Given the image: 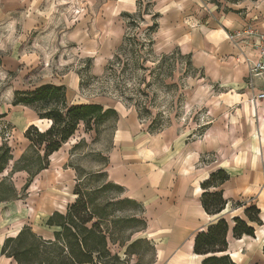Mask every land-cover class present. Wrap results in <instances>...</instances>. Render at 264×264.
Returning <instances> with one entry per match:
<instances>
[{
  "label": "rangeland",
  "instance_id": "obj_1",
  "mask_svg": "<svg viewBox=\"0 0 264 264\" xmlns=\"http://www.w3.org/2000/svg\"><path fill=\"white\" fill-rule=\"evenodd\" d=\"M141 1V11H144L147 0ZM105 2L0 0V145L6 142L12 153L0 180L8 175L14 161L28 146L23 136L27 128L24 129V126L32 120L39 129L46 126L36 120L37 114L30 107L12 105L14 90L32 89L46 82L63 84L66 97L85 101L82 103L96 102L112 107L118 115L114 130L107 125L97 134L94 131L84 132L80 124L74 135L51 155L49 167L35 176L26 189H23L28 177L25 171L9 175L5 186L15 188L17 199L10 202L16 206L12 210L6 206L7 202L2 204L0 233L19 225L26 215L33 217L37 223L35 228L39 231L40 226L45 227L49 212H64L75 197L72 190L77 176L100 168L102 157L120 148L114 144L119 125L123 132H120L119 139L116 138L117 143L147 148L158 143L149 135L152 134L148 131L151 118H138L134 106L119 98L121 86L105 71L124 33L128 31L142 37L141 32L151 23V17L144 14L139 28L130 30L126 26L128 17L116 12L113 1ZM206 2L218 8L224 5L222 0ZM260 2L264 5V0ZM154 41L155 55L174 50L162 48L156 34ZM125 57L128 53L122 55V59ZM148 59L147 63H152L153 55ZM174 63H184V60ZM177 67L176 77L180 75L179 64ZM246 79L247 89L244 87V90L249 94L237 98L205 77H188L183 89L173 93L158 92L156 103L158 110L164 112V117L169 118L170 125H177L179 130L185 131L183 133L190 131V139L199 138L209 129L212 131L215 147L203 154L199 164L212 163L225 167L241 177V187H248L246 190L249 191L239 194L229 207L236 201L247 205L255 203L264 212V100L258 101L257 105L250 101L251 90L248 77ZM259 81L255 80L256 89L264 90ZM180 92L183 97L177 102ZM156 111L153 109L152 114ZM78 142L77 147L72 149ZM122 194L121 197H125ZM241 212L237 210L235 213ZM260 217L262 224H253V239L230 240L228 253L238 264L252 263L261 257L264 213ZM138 251L142 255L140 264H148L150 253L141 248ZM136 260L137 257L132 256L131 264H135Z\"/></svg>",
  "mask_w": 264,
  "mask_h": 264
},
{
  "label": "trees",
  "instance_id": "obj_2",
  "mask_svg": "<svg viewBox=\"0 0 264 264\" xmlns=\"http://www.w3.org/2000/svg\"><path fill=\"white\" fill-rule=\"evenodd\" d=\"M141 2L137 0L136 14L123 13L128 17L126 26L130 30L138 29L144 21V14L150 15L151 23L142 30V37L128 31L124 33L105 71L121 86L119 98L134 106L138 118H151L148 131L154 133L169 124V118L158 110V92H176L184 88L188 77H201L203 74L193 66L190 55L182 54L178 49L154 54L153 34L158 27V13L151 11V0H147L145 10L141 11ZM125 53L128 57L122 59ZM150 55L154 60L147 63ZM179 59L184 63H174ZM178 64L180 75L176 77ZM182 97L180 92L176 101ZM17 104L30 107L38 118L46 119L50 124L43 130L33 124L25 129L23 136L28 146L14 161L8 175L0 180V201L17 198L15 188L5 186L9 175L25 171L28 177L23 189H26L33 177L48 167L49 156L74 135L80 124L84 132L97 134L107 125L114 130L118 119L114 108L100 103H69L65 85L52 82L32 89L14 90L12 105ZM153 109H157L154 115ZM11 159L10 147L2 142L0 174ZM107 163L108 158L103 156L100 168L77 176L72 190L75 195L73 201L64 212L54 211L45 221V225L55 228L52 238L45 239L24 225L15 236L4 240L1 252L13 257L18 264H131L132 256L137 257L135 264H140L142 255L138 250L141 248L150 253L148 264H151L154 257L152 244L145 237H133L145 229L143 207L134 199L121 197L123 187L108 180L103 170ZM228 178V172L218 168L201 182L200 202L206 213L219 214L225 208L227 199L223 197L220 186ZM234 205H244V209L242 216L232 218V236H253V224H262L260 209L255 204L246 205L238 201ZM228 229L227 220L219 217L196 233L193 252L203 256L200 264H236L228 253ZM262 251L264 254V245Z\"/></svg>",
  "mask_w": 264,
  "mask_h": 264
},
{
  "label": "crops",
  "instance_id": "obj_3",
  "mask_svg": "<svg viewBox=\"0 0 264 264\" xmlns=\"http://www.w3.org/2000/svg\"><path fill=\"white\" fill-rule=\"evenodd\" d=\"M108 1H113L118 13L132 14L137 11V0ZM206 1L151 0V11L158 13V27L153 38L156 34L165 50L178 49L182 54H189L193 66L203 74L201 78L218 83L230 96L240 98L239 96L248 95L249 92L244 90L247 89L248 77L244 57L256 54L255 37L245 40L241 36L233 39L228 36L245 26H250L259 33L263 32L264 5H261L260 0H222L224 5L218 8ZM67 100L71 104L85 102L68 96ZM36 120L46 124L41 130L50 124L48 120L38 116ZM33 122L34 120L29 121L24 129L30 124L37 126ZM118 129L115 131L114 144L120 148L114 153L109 152L108 163L103 170L108 180L123 187V196L141 203L146 226L133 237H145L150 241L154 249L151 264H200L203 256L193 252L194 237L219 217H224L229 224L228 246L231 239L241 241L254 238L250 235L234 238L231 232L232 218L243 215L244 205L229 207V204L237 200L239 194L249 192L246 190L248 187H241L243 179L220 165L199 164L203 154L215 147L210 129L199 138L190 139V131L183 133L185 131L179 130L177 125L169 124L158 132L148 133L158 142L149 148L136 145L128 147L127 143H117L116 138L119 139L120 132H123L120 125ZM218 168H224L229 174L228 180L220 186L227 204L219 214L212 215L206 213L201 205L200 184L210 172ZM16 199L0 201V222L4 209L2 204L7 202L6 206L14 210L16 205L10 201ZM256 206L260 209V216L264 212L259 205ZM237 210H242L241 214L235 213ZM54 211L59 210L49 212L47 218ZM32 218L26 215L19 225L0 233V264H18L13 257L3 254L1 247L7 237L15 236L24 225L31 227L45 239L53 237L54 227L40 226L38 231L37 223ZM260 219L263 221L262 217ZM263 245L264 243L260 245L261 250ZM261 253L257 261L246 264H264L263 251ZM232 260L234 261L233 258Z\"/></svg>",
  "mask_w": 264,
  "mask_h": 264
},
{
  "label": "built area",
  "instance_id": "obj_4",
  "mask_svg": "<svg viewBox=\"0 0 264 264\" xmlns=\"http://www.w3.org/2000/svg\"><path fill=\"white\" fill-rule=\"evenodd\" d=\"M241 36L242 39L251 40L255 37L254 45L256 54L253 57H244L248 66L249 88L251 90L250 101L257 105L258 101L264 100V90H257L255 80L259 79L264 86V31L259 33L256 29L245 26L229 34V38Z\"/></svg>",
  "mask_w": 264,
  "mask_h": 264
}]
</instances>
